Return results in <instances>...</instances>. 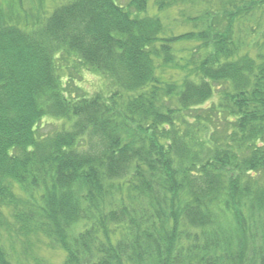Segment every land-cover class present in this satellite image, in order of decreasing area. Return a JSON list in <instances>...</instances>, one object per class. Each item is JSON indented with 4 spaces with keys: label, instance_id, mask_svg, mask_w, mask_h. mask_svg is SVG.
<instances>
[{
    "label": "trees",
    "instance_id": "trees-1",
    "mask_svg": "<svg viewBox=\"0 0 264 264\" xmlns=\"http://www.w3.org/2000/svg\"><path fill=\"white\" fill-rule=\"evenodd\" d=\"M120 1L0 0V264H264V0Z\"/></svg>",
    "mask_w": 264,
    "mask_h": 264
},
{
    "label": "rangeland",
    "instance_id": "rangeland-1",
    "mask_svg": "<svg viewBox=\"0 0 264 264\" xmlns=\"http://www.w3.org/2000/svg\"><path fill=\"white\" fill-rule=\"evenodd\" d=\"M126 3H127L126 0L120 1V4H122V5H126ZM101 82H102V80L100 79V77L94 76L88 72L77 73V75L75 76L76 85L84 88V90H86V92H90V93H93L95 90H98L97 88L100 84H102ZM46 247L48 248L46 243H45V245L44 244L42 245V248L44 250H46ZM50 253L52 255L47 257V259H49L52 264L62 263L63 254L60 251H56V252L50 251ZM44 254L46 256V253H44Z\"/></svg>",
    "mask_w": 264,
    "mask_h": 264
}]
</instances>
